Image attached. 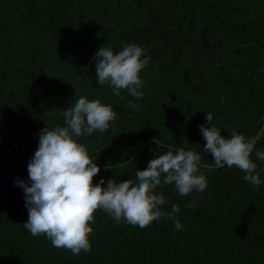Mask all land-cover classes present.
<instances>
[{"label":"trees","instance_id":"1","mask_svg":"<svg viewBox=\"0 0 264 264\" xmlns=\"http://www.w3.org/2000/svg\"><path fill=\"white\" fill-rule=\"evenodd\" d=\"M128 42L151 58L141 99L96 83L97 49ZM80 96L117 112L105 132L79 138L101 169L93 183L135 180L155 158L153 137L211 164L198 128L205 113L225 137L264 129V0H0V264H264V183L250 185L235 166L205 170L203 192L159 186L164 209H180L173 219L140 228L97 209L91 250L78 256L25 230L16 181L28 178L41 129L62 125ZM252 159L264 181V160Z\"/></svg>","mask_w":264,"mask_h":264},{"label":"clouds","instance_id":"2","mask_svg":"<svg viewBox=\"0 0 264 264\" xmlns=\"http://www.w3.org/2000/svg\"><path fill=\"white\" fill-rule=\"evenodd\" d=\"M150 56L135 42H128L119 51L101 46L95 52L96 83L107 84L112 94L119 97L121 90L136 98L144 95L140 73L147 67ZM129 107H135L132 100ZM63 124L51 129L45 127L38 133V145L27 164V180H17L23 190L28 218L23 223L33 236L45 235L53 247L70 250L73 256L89 252V240L93 228V213L99 209L111 216L115 223L121 221L144 228L161 218L173 219L180 211L175 204L165 210L166 198L157 191L162 184H173L179 195L203 192L207 187L205 170L235 166L244 173L242 179L254 187L264 181L254 153L264 160V151L256 149L258 134L246 137L233 130L227 137L213 123V114L205 113V124L198 125L205 144L203 151L211 154V164H202L198 152L183 147L171 148L160 139L156 143L155 158L148 161L144 170L135 171V180H115L101 177L93 183V177L101 171L97 159L90 157L82 136L105 132L117 119L111 105L99 99L89 100L80 96L68 108L61 111ZM163 149V150H162ZM122 160L116 168L126 167ZM106 168H111V161ZM190 206V205H186ZM176 230H182L179 219H174Z\"/></svg>","mask_w":264,"mask_h":264}]
</instances>
